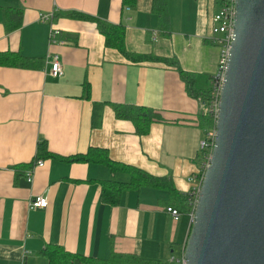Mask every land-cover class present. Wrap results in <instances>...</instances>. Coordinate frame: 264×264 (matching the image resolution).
Instances as JSON below:
<instances>
[{"label":"crops","instance_id":"0c3cea01","mask_svg":"<svg viewBox=\"0 0 264 264\" xmlns=\"http://www.w3.org/2000/svg\"><path fill=\"white\" fill-rule=\"evenodd\" d=\"M168 30L159 29L151 0H0V52L18 53L32 66H0V264H48L46 245L108 259L112 253L143 258H180L190 230L189 213L173 219L166 192L126 190L116 205L101 201L102 180L128 182L103 164L45 158L26 177L37 143L67 157L89 147L157 177L170 176L190 193L202 171L197 125L199 99L188 96L173 66L132 61L104 43L94 22L57 13L77 12L124 26L127 51L175 57L181 68L212 76L219 46L205 40L216 7L212 0H168ZM18 11V28L6 32L4 11ZM52 13L50 21L41 14ZM50 26L60 32L49 43ZM57 54L63 74H50L47 54ZM88 90L85 93L84 84ZM146 106L159 115L146 134L115 117L113 105ZM35 165V163H34ZM33 167V166H32ZM45 194V208L28 207ZM178 251V256L174 255Z\"/></svg>","mask_w":264,"mask_h":264},{"label":"water","instance_id":"95a60500","mask_svg":"<svg viewBox=\"0 0 264 264\" xmlns=\"http://www.w3.org/2000/svg\"><path fill=\"white\" fill-rule=\"evenodd\" d=\"M234 8L184 264H264V0H234Z\"/></svg>","mask_w":264,"mask_h":264},{"label":"trees","instance_id":"16d2710c","mask_svg":"<svg viewBox=\"0 0 264 264\" xmlns=\"http://www.w3.org/2000/svg\"><path fill=\"white\" fill-rule=\"evenodd\" d=\"M167 1L168 0H151V10L157 15L159 20V29L163 31H167L169 25ZM212 1L217 5L220 3V0ZM135 3L136 0H121L122 7L134 6ZM17 13L18 11L14 9H6L4 11L3 24L6 32H10L19 27L20 18L15 20ZM60 14L94 22L97 30L104 37L105 45L116 48L125 57L132 61H156L173 66L179 74L181 80L184 82L185 90L188 96L193 99L200 98L203 100L209 98L213 75L210 77L203 73L198 74L187 72L181 68L175 57H160L152 54H139L127 51L124 43L125 30L121 23L114 24L89 14L77 12L57 13L54 17H57ZM205 41L215 43L219 46V44L211 38H207ZM0 66L27 68L32 65L29 59L23 58L18 53L4 51L0 52ZM84 90L85 93L88 90L86 83L84 84ZM113 110L116 118L130 120L135 128V132L140 135L146 134L149 131L151 122L154 119L159 118L157 113L146 106L114 104ZM196 122L203 131L214 127L213 118L203 112L198 113ZM45 158L60 159L69 163L81 162L103 164L110 169L112 174L117 172L127 173L129 175L128 182L102 180L100 198L102 202L109 205L118 204L121 200L122 193L126 190H139L142 187H149L166 192V199L163 200L166 206L174 207L184 214L189 213L192 209V199L190 194L178 191L170 176H153L136 167L116 162L109 157L106 149L89 147L85 153L60 157L50 152L47 148V143L42 140L37 143L36 152L31 161L27 164H22L21 166L30 168L38 160ZM40 253L47 258L48 264H179L176 260L168 258L149 260L131 253H112L108 259L102 260L68 252L62 246L55 244L46 245Z\"/></svg>","mask_w":264,"mask_h":264},{"label":"built area","instance_id":"2783aa9c","mask_svg":"<svg viewBox=\"0 0 264 264\" xmlns=\"http://www.w3.org/2000/svg\"><path fill=\"white\" fill-rule=\"evenodd\" d=\"M235 16L234 0H220L218 9L212 12L210 16V34L208 38L216 41L220 46V56L218 59L217 69L213 74L211 80V90L208 99H199L200 109L204 114L211 116L215 122L218 111L219 92L223 81L224 70L226 66L227 53L230 42L233 38V22ZM52 19V13L41 14V21H50ZM59 30L53 26H50L48 32L49 43H55L56 37L59 34ZM46 60L50 65V74L54 77L61 76L63 74V65L57 54H47ZM215 130L214 127L208 130H204L203 137L199 141V156L201 160L202 171L195 177L197 179L196 187L189 193L192 199V209L189 213L190 222L192 220V211L195 206L196 197L200 182L203 176L204 169L208 166L211 158V150L214 144ZM41 160L37 161L36 166H42ZM34 167H30L26 171L27 180L32 181V174ZM47 198L45 194H39L32 197L28 202V207L33 208H45L47 206ZM166 210L172 215L173 219H179L180 212L171 206H167ZM183 250V249H182ZM171 260H176L179 264H184L182 256L180 258L171 257Z\"/></svg>","mask_w":264,"mask_h":264},{"label":"rangeland","instance_id":"374dc122","mask_svg":"<svg viewBox=\"0 0 264 264\" xmlns=\"http://www.w3.org/2000/svg\"><path fill=\"white\" fill-rule=\"evenodd\" d=\"M217 9H218V5H216L214 11H216ZM214 11H213V12H214ZM206 31H207V33H210V29H208V26H207V30H206ZM174 253H175V254H174L175 256H176V255L178 256V251H174Z\"/></svg>","mask_w":264,"mask_h":264},{"label":"bare ground","instance_id":"6f19581e","mask_svg":"<svg viewBox=\"0 0 264 264\" xmlns=\"http://www.w3.org/2000/svg\"><path fill=\"white\" fill-rule=\"evenodd\" d=\"M40 160H41V159H40ZM38 161H39V160H38ZM41 161L43 162V160H41ZM36 163H37V162H36ZM36 163H35V165H33V167L36 166Z\"/></svg>","mask_w":264,"mask_h":264}]
</instances>
